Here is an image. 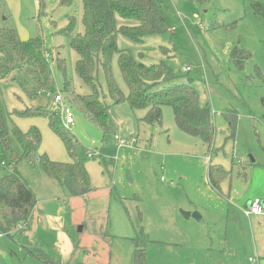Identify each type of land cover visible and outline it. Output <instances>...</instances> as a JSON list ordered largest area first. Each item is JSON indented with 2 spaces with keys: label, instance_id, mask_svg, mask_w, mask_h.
I'll list each match as a JSON object with an SVG mask.
<instances>
[{
  "label": "rangeland",
  "instance_id": "obj_1",
  "mask_svg": "<svg viewBox=\"0 0 264 264\" xmlns=\"http://www.w3.org/2000/svg\"><path fill=\"white\" fill-rule=\"evenodd\" d=\"M159 2L176 30L148 36L143 43L119 33L118 45L146 63L164 61L177 76L175 82L193 80L216 122L213 150L178 127L169 104L163 105L162 124L143 120L145 108L129 102L115 105L101 67L100 99L110 105L107 127L93 123L77 107H73L74 123L65 126V116L53 101L65 82L57 55L66 62L74 90L83 95L92 92L77 74L79 55L63 34L73 18L74 34L84 30L83 0H44L43 9L40 0H0V26L13 27L22 40L42 37L46 51L55 56L53 91L40 93L37 99L29 97L15 75H0V103L20 158L14 163L9 156L4 164L0 158V179L17 168L37 197L30 224L11 233L0 229V264H138L134 238L142 229L151 238L145 264H248L250 256L254 258L241 249V236L238 249L232 245L234 226L240 231L237 221L246 215L227 196L233 182L241 185L239 169L250 164L249 154L264 156L259 137L264 128V81L255 72L259 67L264 74V17L251 6L264 0H208L203 5L195 0ZM235 46L252 52L243 69L232 60ZM113 73L127 93L118 54L113 57ZM40 107L56 114L36 112ZM230 109L238 113L234 140H226L230 130L223 112ZM53 123L78 138L77 150L92 187L84 196H73L65 183L47 175L40 160L32 163L15 133L37 127L42 135L39 152L70 162L72 157ZM212 164H222L231 172L222 193L211 182ZM183 211H197L201 218L186 217ZM29 247L41 255L44 251L51 262L29 253Z\"/></svg>",
  "mask_w": 264,
  "mask_h": 264
},
{
  "label": "trees",
  "instance_id": "obj_2",
  "mask_svg": "<svg viewBox=\"0 0 264 264\" xmlns=\"http://www.w3.org/2000/svg\"><path fill=\"white\" fill-rule=\"evenodd\" d=\"M66 1V0H65ZM70 1V0H67ZM208 0H195L203 5ZM41 9L44 0H40ZM254 13L264 17V3L251 4ZM119 18L125 23H118ZM82 22L84 30L74 34L76 21L71 19L63 34L70 37L71 47L78 53L76 72L90 86V95H83L72 87L65 60L57 55L59 68L65 82L63 95L73 107H77L93 123L107 127L108 109L110 105L100 99L98 70L103 68L109 95L115 105L129 102L132 107L147 110L143 120L149 123H163V105L173 107L178 127L200 137L210 149H214L216 125L213 112L207 103H202L200 93L193 80L175 82L177 77L164 62L146 63L137 59L127 48L118 45V34L128 37L134 42H145L151 35H159L170 30L165 11L159 0H83ZM233 26V25H232ZM231 26V27H232ZM118 54V63L123 78L128 86L126 93L117 83L113 73V57ZM252 52L247 48L235 46L232 60L241 69L251 58ZM54 54H49L44 46L43 38L31 37L22 40L16 29L0 26V75H15L26 88L30 98L37 99L40 93H51L54 78L51 63ZM255 72L263 78L259 67ZM264 86V82H263ZM264 111V95L261 99ZM38 109V108H37ZM36 112L54 116L56 112L40 107ZM229 122L230 134L226 140H234L237 126V110L225 112ZM62 137L72 157L70 162L51 159L47 154L39 152L41 131L33 126L28 131L15 130L24 146V155L32 162L40 160L47 175L66 184L73 196H84L91 192L90 173L78 153L79 141L75 134L53 123ZM9 156L17 163L20 158L15 155L12 135L7 118L0 103V158L1 163L9 161ZM18 158V159H17ZM209 176L215 188L228 177V171L221 164L209 167ZM37 205V197L29 182L18 172L17 168L0 179V229L6 233L30 224L32 214ZM151 238L143 229L134 238L136 245L135 259L138 264L146 263V248ZM29 253L39 256L47 263L51 260L39 254L36 248L29 247ZM42 251L41 249H38Z\"/></svg>",
  "mask_w": 264,
  "mask_h": 264
},
{
  "label": "crops",
  "instance_id": "obj_3",
  "mask_svg": "<svg viewBox=\"0 0 264 264\" xmlns=\"http://www.w3.org/2000/svg\"><path fill=\"white\" fill-rule=\"evenodd\" d=\"M171 27H175V26H171ZM225 112L226 110L223 113L225 114ZM254 118L255 120H257L256 117ZM260 133H261V136L259 135L260 140L264 144L263 127L260 128ZM216 135H217V131H216ZM248 157H249L248 162L250 164L244 163L245 165H242L241 169H239L238 181L242 180L241 185L240 186L235 185L234 182L232 181L233 183L229 188V193L227 196V199L232 204V206H235L236 209L239 210L240 209L244 210V208L248 205V203H250V201L255 197H260L261 199L264 200V156H261L259 154L254 155L250 153ZM251 158H254V160H252ZM243 161L244 159L239 158V162H243ZM229 173L231 175V172L228 171V177H229ZM223 182L221 183L220 188L219 189L217 188L221 193L223 188L222 187ZM237 222L240 225V231H238L234 226V231L232 235V245L237 248L238 247L237 239L238 237L241 236L243 238V240H241L240 243L241 249H245L246 253H253L254 255V258L250 256V263L248 264H264V215H257V214L246 215V218L243 217L241 221H237ZM243 241H246L245 244H243L244 248H242Z\"/></svg>",
  "mask_w": 264,
  "mask_h": 264
},
{
  "label": "built area",
  "instance_id": "obj_4",
  "mask_svg": "<svg viewBox=\"0 0 264 264\" xmlns=\"http://www.w3.org/2000/svg\"><path fill=\"white\" fill-rule=\"evenodd\" d=\"M203 27V25H201ZM170 30L174 31L175 27H170ZM186 71L190 70L189 66L184 68ZM53 101L55 107H57L58 112H61L65 116V126H70L75 121L73 106L70 102L65 98L62 92L55 93L53 95ZM244 212L246 215H264V200L260 197H255L248 203V205L244 208Z\"/></svg>",
  "mask_w": 264,
  "mask_h": 264
},
{
  "label": "water",
  "instance_id": "obj_5",
  "mask_svg": "<svg viewBox=\"0 0 264 264\" xmlns=\"http://www.w3.org/2000/svg\"><path fill=\"white\" fill-rule=\"evenodd\" d=\"M251 159L254 160V158H251ZM183 213L186 217H190L191 215H193V216L197 217L198 219L201 218V214L197 211L194 213H192L190 211H183ZM81 229H82V227H81Z\"/></svg>",
  "mask_w": 264,
  "mask_h": 264
}]
</instances>
